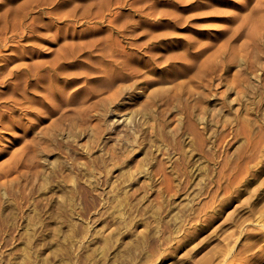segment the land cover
I'll list each match as a JSON object with an SVG mask.
<instances>
[{
	"label": "rangeland",
	"instance_id": "obj_1",
	"mask_svg": "<svg viewBox=\"0 0 264 264\" xmlns=\"http://www.w3.org/2000/svg\"><path fill=\"white\" fill-rule=\"evenodd\" d=\"M0 264H264V0H0Z\"/></svg>",
	"mask_w": 264,
	"mask_h": 264
}]
</instances>
